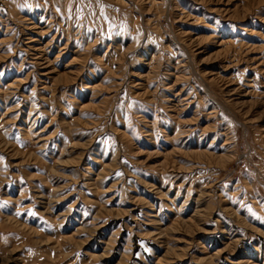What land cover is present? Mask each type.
<instances>
[{
    "label": "rangeland",
    "instance_id": "374dc122",
    "mask_svg": "<svg viewBox=\"0 0 264 264\" xmlns=\"http://www.w3.org/2000/svg\"><path fill=\"white\" fill-rule=\"evenodd\" d=\"M0 264H264V0H0Z\"/></svg>",
    "mask_w": 264,
    "mask_h": 264
},
{
    "label": "bare ground",
    "instance_id": "6f19581e",
    "mask_svg": "<svg viewBox=\"0 0 264 264\" xmlns=\"http://www.w3.org/2000/svg\"><path fill=\"white\" fill-rule=\"evenodd\" d=\"M32 42V41H31ZM42 50V49H41Z\"/></svg>",
    "mask_w": 264,
    "mask_h": 264
}]
</instances>
